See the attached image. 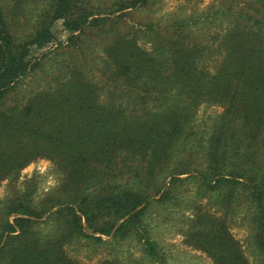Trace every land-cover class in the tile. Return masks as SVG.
<instances>
[{
  "label": "trees",
  "instance_id": "1",
  "mask_svg": "<svg viewBox=\"0 0 264 264\" xmlns=\"http://www.w3.org/2000/svg\"><path fill=\"white\" fill-rule=\"evenodd\" d=\"M15 1L31 2L28 8L36 10L37 19L29 33L15 37L12 21L18 2L0 0V182L43 158L60 169L65 184L42 211L24 201L8 206L7 216L15 219L0 224V264H80L52 240L54 236L46 239L32 230L38 220L51 215L59 221L62 215L68 217L62 234L70 238L104 242L102 236L138 232L146 254L156 259V245L145 228L146 214L153 199L170 198L172 183L183 176H195L210 191L228 189L234 201L245 193L259 228L257 247L264 254V21L239 13L244 25L237 24L225 36L215 74L202 71L198 67L202 52L184 43L179 28L189 19L168 27L172 37H183L169 41L170 65L165 60L156 65L143 53H130L133 63L114 70L127 79L136 73L152 80L147 93L164 89L162 104L150 111L137 110L135 104L116 106L115 95L101 100L100 89L76 69H59L55 80L61 81L59 85L8 105L11 94L35 73L50 48L75 44L92 25L102 28L108 20L94 15L81 0ZM145 1L124 3L118 11ZM255 2L264 9V0ZM58 27L65 37H58ZM167 85L172 89L165 95ZM184 94L225 106L209 140L192 138V121L183 112ZM212 237L208 251L214 250L218 264H250L235 239L228 242L220 232Z\"/></svg>",
  "mask_w": 264,
  "mask_h": 264
},
{
  "label": "rangeland",
  "instance_id": "2",
  "mask_svg": "<svg viewBox=\"0 0 264 264\" xmlns=\"http://www.w3.org/2000/svg\"><path fill=\"white\" fill-rule=\"evenodd\" d=\"M85 8L99 17H108L102 28L92 25L85 35L75 43L52 47L39 61L35 73L26 77L7 102H23L40 89L59 85L56 77L61 71L76 69L84 78H89L100 89V99L113 98L127 107L135 104L137 110L150 111L162 104L160 95L164 89L156 88L147 93L152 80L140 79L133 74L129 79L118 73L119 65L129 66L133 51L143 53L156 60V65H170L171 45L169 41H181L180 35L172 37L169 25L184 19L179 32L185 44L191 43L202 52L198 67L215 74L221 66L224 52L223 40L237 24L244 25L240 12L264 21V9L255 0H146L136 7L119 12L120 5L134 0H81ZM18 2L17 16L13 17V33L20 37L32 30L36 21V10L29 3ZM37 6V5H36ZM23 7V8H22ZM254 21L250 20L249 25ZM61 28H57L60 31ZM171 32V31H170ZM61 30L59 38L65 37ZM112 62V68L109 63ZM119 63L118 65H116ZM82 65V66H81ZM153 82V81H152ZM162 87V85H158ZM166 93L171 86L165 87ZM183 95V112L191 119L192 138L209 140L218 126L226 108L219 102ZM163 107V106H162ZM165 107V106H164ZM170 108V104L167 105ZM197 143V142H196ZM196 161L200 155L195 154ZM202 163V160H199ZM198 169L203 167L198 166ZM172 183L171 179H167ZM65 183L60 169L47 159L38 158L18 171L11 172L0 182V224L13 221L7 216L8 206L15 201H24L37 211L47 208L54 201ZM173 194L163 201L160 196L152 200L145 218L148 236L157 249V258H150L144 240L138 232L112 238L102 236L104 242L93 238H70L64 233L68 217L54 215L38 220L32 228L46 239L58 242L64 252L80 264H218L208 248L214 233H221L226 241L234 239L241 246L244 257L250 264H264V254L257 247L259 228L253 205L240 193L234 201V193L210 191L202 187L195 176H183L172 183ZM80 216V214H78ZM60 231V232H59ZM87 232L93 234L91 230ZM57 235V236H56ZM100 235H96L99 237Z\"/></svg>",
  "mask_w": 264,
  "mask_h": 264
}]
</instances>
